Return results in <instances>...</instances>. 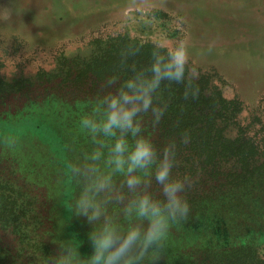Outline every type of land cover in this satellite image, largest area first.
I'll return each mask as SVG.
<instances>
[{
	"label": "trees",
	"instance_id": "1",
	"mask_svg": "<svg viewBox=\"0 0 264 264\" xmlns=\"http://www.w3.org/2000/svg\"><path fill=\"white\" fill-rule=\"evenodd\" d=\"M154 44L116 35L93 42L85 55L60 56L53 70L13 81L0 78V234H11L16 244L15 250L0 245V264H28L39 251L40 264H48L49 255L57 251L52 249L58 246L55 239L82 242V253L92 251L88 231L81 229L78 218L42 219L34 213L29 190L19 186L16 177L28 170L26 176L37 188L40 183L32 175L40 180L52 167L57 192L63 196L66 190L72 196L74 186L64 179L67 162L92 147L79 131L81 116L95 107L108 76L117 75L122 82L132 63L147 65ZM136 45H143L142 52L129 55ZM196 83L198 99H183L182 85L161 89L168 110L159 125H152L150 113L141 117L144 134L158 148L177 142L179 166L174 175L193 180L186 193L192 212L186 222L173 226L168 256L159 264H264L258 254L264 243V137L256 139L239 123V100L225 97L207 74L199 73ZM15 116L30 121L18 124L17 130ZM4 127L13 128L14 135ZM185 133L189 142L180 144ZM53 144L59 148L53 149ZM152 191H159L154 182ZM62 206L58 203L60 210ZM36 228L44 229L45 240ZM30 247L34 251L28 252ZM27 252L25 263L21 257Z\"/></svg>",
	"mask_w": 264,
	"mask_h": 264
},
{
	"label": "rangeland",
	"instance_id": "2",
	"mask_svg": "<svg viewBox=\"0 0 264 264\" xmlns=\"http://www.w3.org/2000/svg\"><path fill=\"white\" fill-rule=\"evenodd\" d=\"M121 34L169 49L186 40L191 66L207 74L225 97L238 99L239 123L256 139L264 137V0H0V78L13 81L53 70L60 56L85 55L93 42ZM14 120L17 130L18 124L30 121L18 116ZM4 128L14 135L13 128ZM54 144L53 149L59 148ZM56 152L58 156L60 150ZM26 175L28 170L16 180L29 190L34 213L44 220L72 215V196L66 190L63 196L57 192L52 167L40 180L32 175L40 183L37 188ZM78 219L81 229L89 232L91 226ZM44 229L34 232L45 240ZM0 245L16 247L5 232ZM28 252L22 262L29 259ZM258 254L264 255V243ZM40 256V251L32 254L28 264H40Z\"/></svg>",
	"mask_w": 264,
	"mask_h": 264
},
{
	"label": "clouds",
	"instance_id": "3",
	"mask_svg": "<svg viewBox=\"0 0 264 264\" xmlns=\"http://www.w3.org/2000/svg\"><path fill=\"white\" fill-rule=\"evenodd\" d=\"M189 47L186 40L171 49L155 43L147 65L132 63L122 82L110 75L100 85L95 107L79 120V131L92 147L73 155L64 173L74 186L72 216L91 226L92 251L82 253V242L55 239L58 249L48 264H159L168 256L173 226L192 212L186 193L193 180L174 175L177 142L158 148L144 134L141 117L150 113L152 125L160 124L168 110L159 95L164 87L182 85L183 99L199 98V73L190 64ZM142 49L136 45L128 54ZM188 142L185 133L179 143ZM153 182L159 186L156 193Z\"/></svg>",
	"mask_w": 264,
	"mask_h": 264
}]
</instances>
